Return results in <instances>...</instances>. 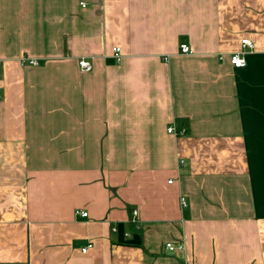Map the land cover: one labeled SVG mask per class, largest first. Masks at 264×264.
Instances as JSON below:
<instances>
[{
    "label": "crops",
    "instance_id": "crops-1",
    "mask_svg": "<svg viewBox=\"0 0 264 264\" xmlns=\"http://www.w3.org/2000/svg\"><path fill=\"white\" fill-rule=\"evenodd\" d=\"M0 264H264V0H0Z\"/></svg>",
    "mask_w": 264,
    "mask_h": 264
},
{
    "label": "built area",
    "instance_id": "built-area-1",
    "mask_svg": "<svg viewBox=\"0 0 264 264\" xmlns=\"http://www.w3.org/2000/svg\"><path fill=\"white\" fill-rule=\"evenodd\" d=\"M81 4H82V6H86V4L84 2H82ZM254 47H255L254 43L249 38H244L242 40V49L237 51V52H234L230 55L231 63L234 66L240 67V68L246 66L247 62H246V59L244 57V54H245L244 48L253 49ZM180 51L182 53H190L192 50H191L190 46H188L187 44H181ZM112 53L118 62H120L122 60L123 55H122L121 47H119V46L113 47ZM21 63H22V65H36L37 64L36 60L31 59V58H26V57H23L21 59ZM78 64H79L80 68L85 72H89L93 68V65L84 58L79 59ZM168 132L174 133L176 135L185 134V129H179V128H177V126L175 124H173V125L169 126ZM169 183H172V180H169ZM180 202H181V205L183 207H186L188 205L187 200L184 196H182L180 198ZM77 213H79L82 217H87V215H88V213L86 211H77ZM132 215H133V219H132L133 221L132 222L136 223V220L138 217V210L134 209L132 212ZM113 230H116V228H113ZM90 247H92V244L83 248L82 251L86 252ZM166 248L170 252H178V251L183 250L184 246L181 244H174L173 242H168V243H166Z\"/></svg>",
    "mask_w": 264,
    "mask_h": 264
},
{
    "label": "trees",
    "instance_id": "trees-1",
    "mask_svg": "<svg viewBox=\"0 0 264 264\" xmlns=\"http://www.w3.org/2000/svg\"><path fill=\"white\" fill-rule=\"evenodd\" d=\"M179 129H185V134L189 131V122L186 119H182L179 125ZM133 212V211H132ZM132 224H135L132 222Z\"/></svg>",
    "mask_w": 264,
    "mask_h": 264
}]
</instances>
